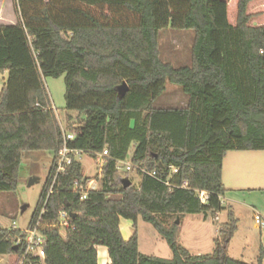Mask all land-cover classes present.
<instances>
[{
	"label": "trees",
	"instance_id": "trees-1",
	"mask_svg": "<svg viewBox=\"0 0 264 264\" xmlns=\"http://www.w3.org/2000/svg\"><path fill=\"white\" fill-rule=\"evenodd\" d=\"M16 13V25H0V73L8 74L0 94V192L16 191L25 153L54 156L28 227L52 186L44 222L62 211L75 217L64 233L43 231L45 264H98L100 246L112 264H247L227 254L238 225L232 212L211 255H192L178 234L184 216L215 218L224 210L230 152H264V0H18ZM167 28L194 32L190 66L162 60ZM62 76L66 110L81 118L68 147L94 159L108 152L97 190H86L91 180L74 157L54 182L64 139L45 79ZM124 82L129 92L120 100ZM167 83L188 97L185 108L155 107ZM128 160L140 183L124 189L117 165ZM121 218L151 224L172 258L143 255L136 235L123 238ZM20 238L22 231L0 228V256L20 258Z\"/></svg>",
	"mask_w": 264,
	"mask_h": 264
},
{
	"label": "rangeland",
	"instance_id": "rangeland-1",
	"mask_svg": "<svg viewBox=\"0 0 264 264\" xmlns=\"http://www.w3.org/2000/svg\"><path fill=\"white\" fill-rule=\"evenodd\" d=\"M18 0H0V25H16L18 16L16 7ZM194 42V32L192 31H176L167 28L160 33V50L162 60L165 63L172 65L178 69L191 65V51ZM8 78L7 73H0V94L4 83ZM45 86L49 92L53 109L56 112L59 124L64 130L70 131L72 128L79 126L81 118L77 112L66 110V84L65 77L46 78ZM188 104V97L184 95L180 88L167 83L165 94L156 102V108H185ZM133 149L129 154L130 158L133 154ZM226 161L225 169V184H233L235 177L232 171V155ZM235 154V153H234ZM246 154H255L261 156V159H253L251 166L254 167V177L248 184L264 185V152H254ZM129 158V160H130ZM54 156L49 152H27L24 154L18 172V185L15 192H0V228L1 229H16L25 231L28 229L29 223L36 211L40 195L45 186L50 169L52 167ZM78 161L82 164L83 174L86 179L95 181L98 188L102 187V170L100 165L101 159H94L89 155L83 154L79 156ZM128 160V162H130ZM247 168V166H245ZM120 175L126 178V171L120 170ZM129 179L133 181L134 186L140 183V177L135 170L129 172ZM32 178L39 179V182L32 187H29V181ZM232 181V182H231ZM223 182V183H224ZM243 183V182H242ZM246 184V183H245ZM264 192V190H261ZM227 194H232L230 191ZM245 196L248 198H264V194L260 191L254 193L247 192ZM264 200V199H261ZM264 205V204H263ZM26 210L22 212V208ZM243 215L251 225L255 224L252 218V211L242 210ZM123 224H130V236L127 233L126 227H122L128 240L134 235L137 236L139 249L143 255L158 257L162 259H171L172 251L167 241L159 234V232L149 223L144 222L141 218L136 223L133 221L121 218ZM225 218L221 219L222 222ZM121 221V220H120ZM226 221V219L224 220ZM15 222V226H13ZM208 216L201 215H186L182 219L178 242L186 248L192 255H211L216 249L217 238L222 241L221 233L223 225ZM247 224V225H249ZM245 240V237H243ZM127 240V241H128ZM243 245L241 241H234L231 249V255H236L237 250ZM15 264V257H12ZM10 261L9 257L5 258L6 262Z\"/></svg>",
	"mask_w": 264,
	"mask_h": 264
},
{
	"label": "crops",
	"instance_id": "crops-1",
	"mask_svg": "<svg viewBox=\"0 0 264 264\" xmlns=\"http://www.w3.org/2000/svg\"><path fill=\"white\" fill-rule=\"evenodd\" d=\"M233 153L232 155V171L235 177V181L233 184H225V169H226V161L229 157V154ZM235 153V154H234ZM246 153H254V152H230L227 157L225 158L224 165H223V182L224 187L226 189V194L222 197L221 202L224 210L219 213L214 219L217 223L222 222L221 219L225 218L226 221L223 220L221 223L224 226L229 221V214L232 212L235 215V218L238 221L237 231L232 238L231 242L227 248V254L230 258L242 261L247 264H256L258 258L263 253V264H264V227L257 224L255 217L260 216L262 221L264 222V198H247L244 194L247 192H256L260 191L264 194L261 190H264V185H257V184H248L251 182V179L255 175L254 167L250 164L254 159H261V156H255V154H246ZM257 153V152H256ZM247 166V168H245ZM232 182V181H231ZM243 182V183H242ZM246 183V184H245ZM228 191H232V194ZM242 210L252 211V218H254L255 224L251 225L248 223V220L243 215ZM208 216H206L207 219ZM124 220L121 219L120 221V230L123 235V238L127 241L128 237L126 236L125 232L123 231L122 227H126V231L130 234L129 228L130 224L125 223L123 224ZM249 224V225H247ZM222 231V230H221ZM245 237V240L243 239ZM218 239V238H217ZM223 240V239H222ZM243 245L241 248L237 250L236 248V255H231V249L234 241H241ZM98 254V264H112L108 249L106 247L100 246L97 248ZM200 255V253L198 254ZM9 257L10 261L6 262L5 264H13V258L11 256H0V264L5 262V258ZM16 264V260H15Z\"/></svg>",
	"mask_w": 264,
	"mask_h": 264
},
{
	"label": "built area",
	"instance_id": "built-area-1",
	"mask_svg": "<svg viewBox=\"0 0 264 264\" xmlns=\"http://www.w3.org/2000/svg\"><path fill=\"white\" fill-rule=\"evenodd\" d=\"M63 132V139L64 145L59 153V158L57 160V171L55 180L56 181L58 175L65 173L66 169L73 163V157L75 160L78 161V157L83 155V153L79 150H73L68 147V142L73 141L76 138V134L74 132L64 130ZM108 155V152L105 151L103 154L98 155V159L102 160V164L100 165L101 170L104 167V157ZM117 169L125 170L126 172H131L133 170V166L130 162H119L117 165ZM177 170H174L176 173ZM152 177H156V173L153 172L149 174ZM54 185V184H53ZM99 189L95 181L88 182L86 190H97ZM77 190V188H76ZM53 192V186L49 190V194L46 198L45 204L35 221V223L28 227L27 230L22 231V238L19 239L17 245L24 246V253L23 255L16 260V264H45V251H44V244L46 243V236L44 235L43 231L46 228H58L62 233L69 227V218L70 214L66 211H62L58 217V219L50 224L44 222V216L46 215V207L49 200L50 195ZM200 200L202 203H207V193L205 192H198ZM87 194L83 195L81 200H86ZM255 220L257 224L264 227V222L262 221L260 216H256ZM15 222L13 226H15ZM14 229V228H13ZM21 231V230H20Z\"/></svg>",
	"mask_w": 264,
	"mask_h": 264
},
{
	"label": "water",
	"instance_id": "water-1",
	"mask_svg": "<svg viewBox=\"0 0 264 264\" xmlns=\"http://www.w3.org/2000/svg\"><path fill=\"white\" fill-rule=\"evenodd\" d=\"M117 91H118V97L119 99H123L126 94L129 92V86L127 85V83H123L121 86H119L117 88ZM39 182V179L37 178H32L30 181H29V187H32L34 186L35 184H37ZM121 183L123 185V188L124 189H127L129 187H131L133 185L132 181L129 179V178H123L121 180ZM26 210V207H23L22 208V212H24ZM71 217H75V214H70ZM176 224H180V219L178 218L177 221H176Z\"/></svg>",
	"mask_w": 264,
	"mask_h": 264
}]
</instances>
